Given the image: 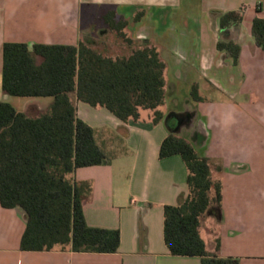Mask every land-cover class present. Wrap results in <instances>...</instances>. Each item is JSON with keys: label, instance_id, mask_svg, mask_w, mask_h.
Instances as JSON below:
<instances>
[{"label": "crops", "instance_id": "1", "mask_svg": "<svg viewBox=\"0 0 264 264\" xmlns=\"http://www.w3.org/2000/svg\"><path fill=\"white\" fill-rule=\"evenodd\" d=\"M40 1L44 16L31 25H42L48 41L32 39L26 42L30 46L78 45L81 20L97 9L115 10L128 21L126 30L134 38L157 45L166 62L165 115L157 123L153 112L123 121L106 107L75 98L78 116L94 128L108 160L75 170L76 182L85 187L84 215L90 226L118 228L119 248L112 253L70 247L24 250L26 214L0 202V264H201L198 255L172 254L164 239V206L179 203L188 192L181 155L159 156L174 114L183 120L177 133L209 158L213 178L222 184L210 248L205 241L208 251L238 258L241 264H264V49L252 32L253 20L264 18V0ZM27 2L37 0H0V52L6 41L25 42L16 37L18 23L7 24L6 11L11 4L9 12L15 15L16 5ZM229 11L241 19L221 26ZM219 41L240 46L236 63L218 48ZM86 42L94 47L91 37ZM195 85L199 100L192 97ZM30 97L47 100L13 106L34 116L53 101L52 96ZM7 99L0 70V100Z\"/></svg>", "mask_w": 264, "mask_h": 264}, {"label": "trees", "instance_id": "2", "mask_svg": "<svg viewBox=\"0 0 264 264\" xmlns=\"http://www.w3.org/2000/svg\"><path fill=\"white\" fill-rule=\"evenodd\" d=\"M140 14L137 15V18ZM105 22L126 42L127 20L115 10ZM238 12L222 15L221 26L239 21ZM256 43L264 49V18L253 20ZM236 63L240 46L219 41ZM3 91L15 96H52L38 115L17 110L0 100V202L20 207L26 214L21 239L24 250L70 247L74 251L112 253L120 245L118 228L90 226L83 211L85 187L74 178L78 167L107 163L94 128L77 114L75 98L106 107L123 121L138 120L141 109H151L153 122L164 117L166 62L157 45L141 40L126 56L105 55L88 42L78 45L6 41L0 52ZM192 97L200 99L196 85ZM163 140L160 158L179 154L188 169V192L177 204L164 206V239L174 255H198L201 264H241L207 249L200 226L208 210L219 205L222 184L213 178L209 158L177 133Z\"/></svg>", "mask_w": 264, "mask_h": 264}, {"label": "rangeland", "instance_id": "3", "mask_svg": "<svg viewBox=\"0 0 264 264\" xmlns=\"http://www.w3.org/2000/svg\"><path fill=\"white\" fill-rule=\"evenodd\" d=\"M43 2L37 0V2L29 3L27 2L24 5H16L15 15H11L9 11L14 10L10 4L9 10L6 11L7 15V24L11 27L18 23L17 28L15 27L16 37L22 41L28 42L34 39L36 42H46L48 41L45 34V28L40 25V28H33L31 25L32 21H40V18H43L44 14L42 13ZM31 6V7H30ZM86 12V11H85ZM84 12V13H85ZM14 13V11H13ZM104 10H91L90 13L87 12L86 17L81 20L83 29L81 30V37L83 41H86L87 37H91L94 40V48L102 52L105 55L111 56H126L128 55L135 47L141 44L142 39H137L132 36V34L127 31V35L132 38V43L126 42L122 37L118 35L116 30L112 29L104 20L103 14ZM85 15V14H84ZM119 18V17H117ZM123 18V17H120ZM125 19V18H124ZM128 22V21H127ZM128 25V24H127ZM127 28V27H126ZM40 29V30H39ZM55 39V38H54ZM9 100H5L12 105L24 104L30 99H40L47 100V97H30V96H15L5 93ZM49 98V97H48ZM161 109H165L166 105L161 106ZM152 112L151 109H141V115H147ZM99 145V144H98ZM211 210H208L207 213L202 218V236L205 241L208 243V248H210L212 241L214 239L212 231L216 224V211L213 206ZM213 213L210 214L209 212ZM264 219V216H263Z\"/></svg>", "mask_w": 264, "mask_h": 264}, {"label": "flooded vegetation", "instance_id": "4", "mask_svg": "<svg viewBox=\"0 0 264 264\" xmlns=\"http://www.w3.org/2000/svg\"><path fill=\"white\" fill-rule=\"evenodd\" d=\"M175 118V119H174ZM171 124L172 125H174V127L177 129V128H179L180 127V125L183 123L182 121V118L181 117H179V116H177V115H175L174 114V116H172V118H171Z\"/></svg>", "mask_w": 264, "mask_h": 264}]
</instances>
